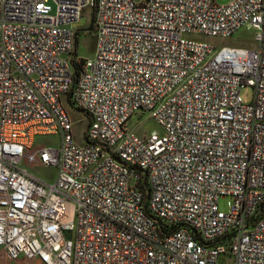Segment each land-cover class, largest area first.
Wrapping results in <instances>:
<instances>
[{"label":"built area","instance_id":"2783aa9c","mask_svg":"<svg viewBox=\"0 0 264 264\" xmlns=\"http://www.w3.org/2000/svg\"><path fill=\"white\" fill-rule=\"evenodd\" d=\"M242 26L255 47L195 35ZM20 262L264 264V0H0V264Z\"/></svg>","mask_w":264,"mask_h":264},{"label":"rangeland","instance_id":"374dc122","mask_svg":"<svg viewBox=\"0 0 264 264\" xmlns=\"http://www.w3.org/2000/svg\"><path fill=\"white\" fill-rule=\"evenodd\" d=\"M230 0H216L218 3H227ZM92 15L91 12H86L78 21H74L71 26L78 28V39L76 44L77 53L83 57L95 56L96 49V33L92 30ZM256 29L254 27L242 26L233 35L227 37L207 36L202 34H195L200 36L203 40H208L216 44L219 48L223 45H245L255 47L257 41L255 39ZM241 94L245 101H251L254 95V89L250 85H246L241 89ZM68 110L71 117L75 121L74 123V135L78 142L84 141V132L88 127L89 117L86 112L75 108L67 103ZM130 127H134L138 133H149L153 130H163L159 121L153 117L149 112H143L134 115L130 122ZM36 143H47L51 145H57L59 143L57 134H40L36 137ZM29 170L33 171L37 175L43 177L48 182L56 180L58 169L54 165L44 164H27L24 163ZM231 197L229 195H223L219 198V207L222 210H228L230 207ZM29 262L19 263L28 264Z\"/></svg>","mask_w":264,"mask_h":264},{"label":"trees","instance_id":"16d2710c","mask_svg":"<svg viewBox=\"0 0 264 264\" xmlns=\"http://www.w3.org/2000/svg\"><path fill=\"white\" fill-rule=\"evenodd\" d=\"M92 30H94V26H93V24L91 23V27H90ZM77 39H78V33H77V35H76V41H75V53L77 52V50H76V44H77ZM79 69H80V64L79 65H76V63H75V67H74V71H75V73H78L79 72Z\"/></svg>","mask_w":264,"mask_h":264}]
</instances>
